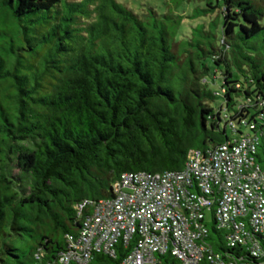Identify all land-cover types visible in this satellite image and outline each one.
I'll return each mask as SVG.
<instances>
[{"label":"trees","instance_id":"16d2710c","mask_svg":"<svg viewBox=\"0 0 264 264\" xmlns=\"http://www.w3.org/2000/svg\"><path fill=\"white\" fill-rule=\"evenodd\" d=\"M191 2L190 20L213 19L185 33L178 12ZM152 8L0 0V264H59L80 204L113 198L125 173L184 171L191 151L240 137L242 121L264 170V0ZM226 236L209 225L215 254L264 262ZM135 244L89 264H123Z\"/></svg>","mask_w":264,"mask_h":264},{"label":"built area","instance_id":"2783aa9c","mask_svg":"<svg viewBox=\"0 0 264 264\" xmlns=\"http://www.w3.org/2000/svg\"><path fill=\"white\" fill-rule=\"evenodd\" d=\"M206 154L191 151L182 172L125 173L114 197L85 201L77 238L59 264H89L93 254L115 257L116 245L136 240L123 264H249L215 254L206 238L208 213L229 248L242 247L264 260V170L255 164L259 139L253 126ZM214 211V212H213ZM172 261L163 263L162 257ZM261 264H264L262 262Z\"/></svg>","mask_w":264,"mask_h":264},{"label":"rangeland","instance_id":"374dc122","mask_svg":"<svg viewBox=\"0 0 264 264\" xmlns=\"http://www.w3.org/2000/svg\"><path fill=\"white\" fill-rule=\"evenodd\" d=\"M119 1L135 11L144 12L148 8L153 7L152 8L153 10L158 9L159 12L165 13L164 3L166 0H119ZM196 4H197L196 2L188 3L178 12L186 17L184 21L185 33L190 32V27H195L197 24L203 21L208 23L211 19H213V17H209L208 19H204V20H195V21L190 20L188 17L191 15L193 7ZM241 132L245 134L247 131L244 128H242ZM207 220L209 221L210 225H212L213 219L211 212L208 213Z\"/></svg>","mask_w":264,"mask_h":264}]
</instances>
